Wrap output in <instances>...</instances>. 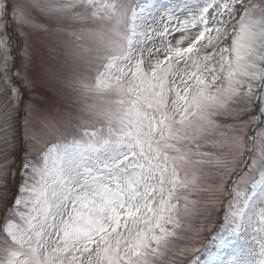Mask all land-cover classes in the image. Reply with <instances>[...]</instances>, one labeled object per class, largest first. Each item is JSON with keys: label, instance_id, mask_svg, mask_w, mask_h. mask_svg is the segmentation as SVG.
<instances>
[{"label": "snow or ice", "instance_id": "1", "mask_svg": "<svg viewBox=\"0 0 264 264\" xmlns=\"http://www.w3.org/2000/svg\"><path fill=\"white\" fill-rule=\"evenodd\" d=\"M0 264H264V0H0Z\"/></svg>", "mask_w": 264, "mask_h": 264}]
</instances>
